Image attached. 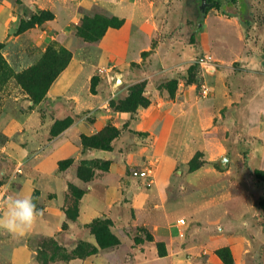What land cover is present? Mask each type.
<instances>
[{"label":"crops","instance_id":"crops-1","mask_svg":"<svg viewBox=\"0 0 264 264\" xmlns=\"http://www.w3.org/2000/svg\"><path fill=\"white\" fill-rule=\"evenodd\" d=\"M89 9L123 24L108 28L97 42H86L76 31L80 18L91 15ZM38 10L51 11L54 18L8 38L25 14ZM221 12L211 8L197 32L196 11L188 0H0V42L8 38L22 50L24 37L32 49L39 47L40 56L50 44L72 53L45 105L57 117H75L45 151L28 163L17 161L23 173L5 184L8 197L30 196L43 214L28 232L0 230V264H39L34 246L41 239L67 247L78 241L98 246L88 225L105 216L121 229L144 227L152 240L136 246L124 233L122 245L129 248L124 252L54 264H225L216 254L223 248L231 250L234 264L264 261L258 251L264 246L263 227L241 215V197L231 192L232 171L227 170L245 158L247 173L264 171V35L250 37L247 53H230L225 22L243 27L238 17ZM25 53L15 55L21 70L33 64ZM93 77L98 78L95 93ZM140 83L148 106L136 114L115 111L110 102ZM42 104L4 124L33 144L40 137ZM108 125L120 130L112 149H85L82 136ZM198 153L200 165L192 171L190 162ZM225 157L229 165L223 169ZM66 159L71 163L59 170L58 162ZM82 160L101 166L90 180L78 176ZM146 168H151L147 179L132 176L133 170ZM254 180L258 201L264 186ZM70 185L84 191L76 221L64 211Z\"/></svg>","mask_w":264,"mask_h":264},{"label":"rangeland","instance_id":"rangeland-1","mask_svg":"<svg viewBox=\"0 0 264 264\" xmlns=\"http://www.w3.org/2000/svg\"><path fill=\"white\" fill-rule=\"evenodd\" d=\"M248 3L250 5V12L253 14L254 17V23L250 28H245L239 21V24L243 28H235L231 23L225 22L226 24V31L228 35V45L231 46L230 53H247V43L249 42L250 37H255L257 35L258 38H261V35H264V0H248ZM88 10V9H87ZM91 12V15H103L98 13L99 10L96 9V12L92 9H89ZM89 14L90 12L87 11ZM222 13V12H221ZM223 14V13H222ZM221 15V14H220ZM28 17V18H27ZM207 17V16H206ZM33 18V19H32ZM54 18V14L51 11H46L45 13H41V11H36L34 13L25 14L24 17H22L19 22L15 25V30L10 31L11 34L8 38L11 36H17L20 33L25 32V29L27 26H29L28 23H30L32 20L35 22V26L38 24L39 26L45 24L48 20H51ZM206 19V18H205ZM218 19V18H216ZM227 19V18H226ZM197 20V14L196 19L194 18V25H196ZM205 21V20H204ZM222 21V20H220ZM23 22L24 28H22L20 31L19 26L20 23ZM212 30L216 28V21L212 22ZM256 23V27H255ZM21 25V26H22ZM14 29V28H13ZM254 29V30H253ZM254 31V33L251 35L250 32ZM256 33V34H255ZM261 33V34H260ZM15 34V35H14ZM255 37L254 39H257ZM7 38L8 43H4L5 47L2 49V53L4 58L7 60L9 65L13 68L15 72L23 71L21 70L20 65H18V62L15 60V55L25 54L28 57V60L31 59L33 64L35 63V59H38L41 57V51H39V47L33 49L29 46V42L26 38H22V41L24 42V49L22 50L20 48L16 47V42L13 40H10ZM2 43V42H0ZM53 45V44H50ZM55 45V44H54ZM56 46V45H55ZM58 46H56L57 48ZM32 52V53H31ZM28 63H24V66H27ZM122 100L121 98L117 99ZM42 104L40 106L38 114L41 121L42 126L40 128V134L39 138L36 142L33 144L29 142H23L20 140V136L22 134L16 133L13 135V127L8 124L5 125L4 121L11 119H22L27 117L31 110L39 107V104ZM41 103L37 105H31L30 97L24 92V90L20 87V85L16 82L15 79L9 80L7 83L0 85V170L6 169L9 171L8 173H3L0 175V187L5 184H11L14 179H16L18 174H14V168L17 164V161H22L25 163L30 162L38 153H42L46 150V148L50 145L53 138L57 135H59L61 132H63L66 128V126H69V122H73L75 120V117H71L70 114H65L63 116H55L53 115V112L51 108L46 107L45 103L46 100L44 99ZM65 113V112H64ZM52 118V119H51ZM78 118V117H77ZM7 124V122H6ZM63 128H65L63 130ZM68 128V127H67ZM4 129L7 130L10 133V137L6 136L4 133ZM104 129V128H103ZM102 129V130H103ZM101 130V131H102ZM38 132V133H39ZM99 133V132H98ZM29 134V132H27ZM93 136V135H92ZM83 137L82 136V143H83ZM90 137V136H88ZM87 149V148H85ZM109 151V150H105ZM67 162H70V160H61L58 162L59 170L65 169L67 167ZM244 162H246V159H239L238 162L234 160V166L228 167L227 170H231L232 172L229 174V180H230V186H231V192L234 194H240L241 200H240V213L241 215H244L246 217H253V224L254 226H260L263 227L264 231V214L262 210L259 209L258 206V199L257 195V188L255 187L254 183V176H252L255 171H251L249 173L246 172V168ZM81 166H79L78 169V176L81 177L83 180H90L93 177V174L95 172V169L101 168L99 163H96L95 161H88V160H82L80 163ZM100 166V167H99ZM251 167L253 164L251 163ZM256 179V178H255ZM258 181V180H257ZM151 185V184H150ZM8 187V185H5ZM82 193H84L83 190L76 188L73 185L69 186V189L67 191L66 195V201L64 204V211L67 215V218L69 219V216H75L79 212V206H80V200ZM228 203L227 205H229ZM236 213V212H235ZM106 219L110 221V225L107 224V229H109L118 239L119 244L113 247H106L99 250V252H109V251H116V253L124 252L125 250L129 249L126 244L123 243L122 245V239L121 235L124 233L129 236V238L132 239L133 243L137 246L144 242H149L147 240V234L145 232L148 230L144 227H137V228H123L119 226L117 221H114L112 218H109L107 216L102 217L99 221L101 223V226L105 223ZM229 220V218H226L224 221ZM235 220V219H234ZM99 226V223H98ZM143 228L145 232L138 231L139 229ZM217 230V229H215ZM92 232V235L96 239V235L93 233L92 229L89 230ZM218 232V231H217ZM121 236V237H120ZM97 242V240H96ZM93 246L91 243L78 241L73 244L72 247H67L65 244H61L57 240L54 239H41L38 240L35 244V259L39 264H54L55 262H63L66 263L72 259L76 258H88L92 256ZM122 246V248H121ZM160 249L163 248L162 244H159ZM258 251H262L264 253V246L258 247ZM259 264H264V261H260Z\"/></svg>","mask_w":264,"mask_h":264},{"label":"trees","instance_id":"trees-1","mask_svg":"<svg viewBox=\"0 0 264 264\" xmlns=\"http://www.w3.org/2000/svg\"><path fill=\"white\" fill-rule=\"evenodd\" d=\"M209 1L212 2L213 5L207 10V12L211 8H217L226 15L236 16L239 18L240 23L245 28H250L254 23V17L250 12L248 0ZM199 4V0H188V5L195 9L197 18L199 16ZM45 12L46 11H41V13ZM22 24L23 22H21L19 26L20 31H22L21 29L25 27V25L23 26ZM28 24L29 26H27L25 29L34 27L36 23L32 20ZM122 24L123 21L116 17H108L105 15H83L78 21L76 33L86 42H97L104 36L108 28H120ZM4 47L5 44L0 43V85L7 83L11 79H15L24 92L30 97L33 105L41 103L46 98L47 92L52 86L53 82L67 68L72 59V53L69 50L62 46L56 48V46L53 44L47 47L37 62L23 71L15 72L3 56L2 49ZM194 70L195 66H191L189 69L191 77L193 76ZM97 82L98 78L93 77L91 89L94 93L96 92ZM144 87L145 85L143 83L132 86L130 88L129 94L125 98L119 101L112 100L110 102L112 108L115 111H128L136 114L139 107H146L149 104V100L145 96ZM70 124L71 121L69 122V126ZM67 127L68 125L65 128ZM65 128H63V130ZM119 134L120 130L108 125L102 131L93 136H84L83 146L87 149L111 150L112 142L119 136ZM200 156L201 154L198 153L190 162V170L193 171L199 167ZM70 163L71 160L70 162H67V166ZM254 176L264 186V171L256 170ZM83 194L84 193H82V196ZM258 206L264 214V197L258 201ZM78 214L79 212L75 216H69V220L76 221ZM100 219L101 218L96 219L88 225L89 230L92 229L93 233L96 235L98 245L93 246L94 249L92 254L98 253L102 248L113 247L119 244V239L109 229H107V224H111L110 221L106 219L105 223L101 226L99 221ZM138 231L145 232L143 228L139 229ZM145 234H147V240H152V236L149 235L147 231ZM216 254L225 264H234V259L229 248L219 249L216 251Z\"/></svg>","mask_w":264,"mask_h":264},{"label":"clouds","instance_id":"clouds-1","mask_svg":"<svg viewBox=\"0 0 264 264\" xmlns=\"http://www.w3.org/2000/svg\"><path fill=\"white\" fill-rule=\"evenodd\" d=\"M5 208L0 214V230L12 234L30 231L43 214L30 196H9Z\"/></svg>","mask_w":264,"mask_h":264},{"label":"built area","instance_id":"built-area-1","mask_svg":"<svg viewBox=\"0 0 264 264\" xmlns=\"http://www.w3.org/2000/svg\"><path fill=\"white\" fill-rule=\"evenodd\" d=\"M202 94L203 95H207L208 94V89L207 88H204L202 89ZM23 173V165L22 164H19L15 167L14 169V174L15 175H19V174H22ZM151 173V168L148 169L146 168L145 170H133L132 171V176L133 177H137V178H142V179H147L149 177ZM152 181H149V184H151ZM8 187L7 186H1L0 187V212L2 211V209L4 208L5 206V202L7 201L8 199ZM185 221L182 219L181 220V223H184Z\"/></svg>","mask_w":264,"mask_h":264},{"label":"water","instance_id":"water-1","mask_svg":"<svg viewBox=\"0 0 264 264\" xmlns=\"http://www.w3.org/2000/svg\"><path fill=\"white\" fill-rule=\"evenodd\" d=\"M199 1H200V4L198 6L199 16L197 18V27H196L197 32H199V30L203 25V21L205 20V17L207 15V10L213 5V3L210 2L209 0H199ZM228 165H229V159L225 157L221 163V167L225 169L228 167Z\"/></svg>","mask_w":264,"mask_h":264},{"label":"flooded vegetation","instance_id":"flooded-vegetation-1","mask_svg":"<svg viewBox=\"0 0 264 264\" xmlns=\"http://www.w3.org/2000/svg\"><path fill=\"white\" fill-rule=\"evenodd\" d=\"M199 14V13H198Z\"/></svg>","mask_w":264,"mask_h":264}]
</instances>
